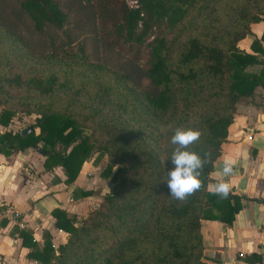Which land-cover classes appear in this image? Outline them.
<instances>
[{
  "label": "trees",
  "instance_id": "obj_1",
  "mask_svg": "<svg viewBox=\"0 0 264 264\" xmlns=\"http://www.w3.org/2000/svg\"><path fill=\"white\" fill-rule=\"evenodd\" d=\"M259 21L264 0H0V124L20 115L33 121L24 135L0 134V153L41 143L44 169L61 167L66 183L87 158L103 155L100 175L111 183L78 220L52 212L67 233L56 248L44 235L39 249L21 229L27 258L204 264L201 221L229 224L239 208L240 197L206 186L235 102L264 86L246 71L264 65V35L252 41L254 54L237 46ZM176 128L199 130L189 150L211 154L201 188L183 201L164 182Z\"/></svg>",
  "mask_w": 264,
  "mask_h": 264
},
{
  "label": "crops",
  "instance_id": "obj_2",
  "mask_svg": "<svg viewBox=\"0 0 264 264\" xmlns=\"http://www.w3.org/2000/svg\"><path fill=\"white\" fill-rule=\"evenodd\" d=\"M262 34L263 21L251 24L250 33L238 41V48L254 54L250 45ZM258 43L263 50L259 56L264 60V38ZM246 71L260 74L264 82V65L254 64ZM18 117H13L7 125L0 124V134H14L25 128L17 125ZM30 123L33 121L27 122L29 127ZM33 132L37 134L38 129L33 128ZM44 160L45 156L31 147L0 153L1 264H38L27 258L30 249L22 244L18 232L25 231L39 249L43 245V236L48 235L51 246L56 248L65 242L67 233L56 227L52 212L59 210L78 220L96 208L101 195L110 189L111 183L100 175L106 161L103 155L93 154L87 158L71 183L65 182L61 167L44 169ZM225 160L233 161V170L228 176L222 174ZM220 181L230 186L224 198L240 197L239 208L229 224L218 220L201 221L202 261L204 264H264V202L258 201L264 200L262 85L255 86L248 96L239 97L234 104L233 118L209 174L207 191L212 192L211 186ZM83 191L88 193L83 195ZM7 206L19 211L18 221L25 223L23 228L2 213ZM249 254L259 256L260 261L247 263L244 256Z\"/></svg>",
  "mask_w": 264,
  "mask_h": 264
},
{
  "label": "clouds",
  "instance_id": "obj_3",
  "mask_svg": "<svg viewBox=\"0 0 264 264\" xmlns=\"http://www.w3.org/2000/svg\"><path fill=\"white\" fill-rule=\"evenodd\" d=\"M200 136L199 130L176 128L170 138V143L174 146L170 156L173 167L167 170V179L164 182L169 188L170 196L174 199L186 200L202 186L199 177L205 163L211 159V154L205 152L201 156L199 153L189 150V146L196 143ZM232 170L233 161L225 160L222 169L223 176H228ZM229 190V184L223 181L211 186L212 193L221 198L227 196Z\"/></svg>",
  "mask_w": 264,
  "mask_h": 264
},
{
  "label": "rangeland",
  "instance_id": "obj_4",
  "mask_svg": "<svg viewBox=\"0 0 264 264\" xmlns=\"http://www.w3.org/2000/svg\"><path fill=\"white\" fill-rule=\"evenodd\" d=\"M126 2L129 4V5H132L133 4V0H126ZM70 7H72V5L70 6ZM71 13V12H70ZM72 14V13H71ZM84 29H86V27H82V30H84ZM87 35V34H86ZM84 36V35H83ZM38 41H40V39L38 38V36L37 35H34V37H33V42L34 43H36V42H38ZM85 43H86V49H87V51L90 53V48H91V45H90V42H89V40L87 39V38H85ZM112 61H115V62H117L116 60H112ZM24 117H26V116H24V115H20L19 117H18V119H17V125H19L20 127L23 125V126H28L29 124H27V122L29 121V120H31L30 118H24ZM30 124H32V123H30ZM103 195V194H102ZM101 195V196H102ZM101 198V197H100Z\"/></svg>",
  "mask_w": 264,
  "mask_h": 264
},
{
  "label": "built area",
  "instance_id": "obj_5",
  "mask_svg": "<svg viewBox=\"0 0 264 264\" xmlns=\"http://www.w3.org/2000/svg\"><path fill=\"white\" fill-rule=\"evenodd\" d=\"M3 214H6L12 222L17 223L20 228H23L25 226V223L19 222L20 219V213L17 209L14 207L7 206L2 211ZM1 256H0V264H1Z\"/></svg>",
  "mask_w": 264,
  "mask_h": 264
},
{
  "label": "water",
  "instance_id": "obj_6",
  "mask_svg": "<svg viewBox=\"0 0 264 264\" xmlns=\"http://www.w3.org/2000/svg\"><path fill=\"white\" fill-rule=\"evenodd\" d=\"M32 131V128L31 127H25V128H23V129H21L20 130V134L21 135H24V134H26V133H28V132H31ZM34 149L38 152V153H40V154H43V151L40 149V147L39 146H35L34 147Z\"/></svg>",
  "mask_w": 264,
  "mask_h": 264
}]
</instances>
